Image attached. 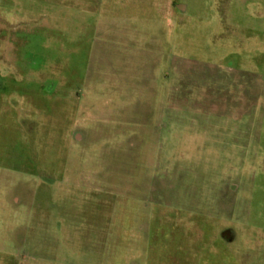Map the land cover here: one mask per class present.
Segmentation results:
<instances>
[{
	"label": "rangeland",
	"instance_id": "rangeland-1",
	"mask_svg": "<svg viewBox=\"0 0 264 264\" xmlns=\"http://www.w3.org/2000/svg\"><path fill=\"white\" fill-rule=\"evenodd\" d=\"M99 1L0 0V258L264 264V0Z\"/></svg>",
	"mask_w": 264,
	"mask_h": 264
},
{
	"label": "crops",
	"instance_id": "crops-1",
	"mask_svg": "<svg viewBox=\"0 0 264 264\" xmlns=\"http://www.w3.org/2000/svg\"><path fill=\"white\" fill-rule=\"evenodd\" d=\"M145 2L144 0H100L99 5L102 8L100 12L102 16L99 13V17L97 18V15H95L94 19L95 22L100 23L99 18H101V25L97 26L96 24L94 28L102 30V34L98 36L95 34L94 36L97 37H92L89 43H98L96 39L103 40V44H106L110 39L113 40L116 35L111 31L112 29L120 30L119 23H124L126 29L127 25L129 30L134 31L137 29L138 27L135 25L137 18H139L137 15H140L142 10L139 9L143 7ZM150 3V0H148V4H146L148 13L150 12ZM3 253H5L4 250H0V255ZM0 264H6V262L0 258Z\"/></svg>",
	"mask_w": 264,
	"mask_h": 264
}]
</instances>
